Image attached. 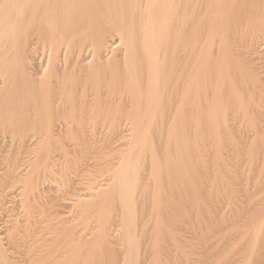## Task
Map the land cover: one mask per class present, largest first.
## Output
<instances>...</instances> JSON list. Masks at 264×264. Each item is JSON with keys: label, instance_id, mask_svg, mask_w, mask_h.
I'll return each instance as SVG.
<instances>
[{"label": "bare ground", "instance_id": "6f19581e", "mask_svg": "<svg viewBox=\"0 0 264 264\" xmlns=\"http://www.w3.org/2000/svg\"><path fill=\"white\" fill-rule=\"evenodd\" d=\"M234 42L240 46L236 49L242 46V51L245 48L247 53L241 49L233 51ZM251 54L264 55V0H0V144L28 130L43 132L42 138L33 145L36 150L33 161L24 170L9 156L2 158L0 213H4L7 202L13 199V188L19 182L24 183L23 198L19 201L23 217L33 219L34 226H39L45 215L57 209L55 205L45 212L37 211L27 197L38 175L36 169L48 165L45 158L51 145L53 120L49 109L54 108L53 105L67 104L68 109H72L77 99L84 105L93 101L97 107L99 104L97 108L92 103L96 112L92 122H96L101 114L102 99L105 98L103 105L112 106L109 113L115 115L119 113L115 107L117 103L121 107L125 95L131 109L132 137L116 158L117 169L107 190L91 188V193L78 201L84 203L87 210L95 208L102 225L96 241L99 248L106 238L108 240L107 222L113 218V211H118L126 242L120 264H141L143 250L140 255L139 234L147 225L141 223L145 212L139 205L144 202L140 201L141 197H148L146 217H149L147 221L151 222L154 237L151 247L148 246L152 248L151 254L148 256L145 251L142 258L146 256L148 261L150 257L148 262L143 259L145 264H163L162 243L176 245L169 233L172 226L169 220L175 219L173 213L181 214L185 225H193L188 212L177 209L169 188L173 192L177 185L176 192L180 186V197L190 196L195 213L201 212L204 204L196 186L201 184L198 170L205 168L206 147H214L211 166L222 168L220 152L227 138L225 131L228 118H232L230 114L249 127H253L254 119L251 111L246 109L249 113L245 112L244 103H250L255 113L262 115L258 108L264 105V79L253 75L254 69L249 66L256 59L252 63L255 57L249 60ZM239 55L244 56L239 59ZM83 66L97 69L84 73ZM99 85L104 86V91H97ZM88 89L94 92L89 94ZM167 108L169 114L165 112ZM70 113L69 117L73 118V109ZM167 114L168 126L163 128L166 134L163 138L164 131L160 132V139L155 132L158 139L155 143L154 124ZM234 148L233 142L231 149ZM258 149L264 152L262 140L245 153L249 165ZM219 173L217 169L214 181L229 188V183ZM143 175L147 184L142 187L141 196ZM228 176L231 179L230 172ZM44 192L38 195L46 197ZM92 198H99L98 203L90 200ZM145 202L143 207L147 206ZM138 219L142 220L140 225ZM138 225L141 230L137 234ZM252 229L248 256L242 264H250L251 259L257 257L252 254H256L255 249L260 246L264 211ZM1 231L0 264H16L15 254L24 245L18 244L10 232L1 238ZM178 245L173 247L176 252L173 249L171 252L175 256L179 253L184 260L186 256ZM71 254V264H74L79 251ZM112 255L106 264L118 261ZM181 257L173 264L180 263Z\"/></svg>", "mask_w": 264, "mask_h": 264}, {"label": "rangeland", "instance_id": "374dc122", "mask_svg": "<svg viewBox=\"0 0 264 264\" xmlns=\"http://www.w3.org/2000/svg\"><path fill=\"white\" fill-rule=\"evenodd\" d=\"M237 47L240 46H237L234 42L232 44L233 51L242 48L241 46V48L236 49ZM243 50L244 51L241 49L242 52L247 51L245 48H243ZM251 52L252 51L248 54ZM235 53L234 55L236 56L238 53ZM242 56L240 57L239 55V59H241ZM246 56L245 58L248 60ZM252 56L249 57V60L255 57L253 61L251 60L253 63L256 59V62L252 65L255 67L251 68L252 66H248L250 69H254L253 75H256L255 77L264 79V73H261V68L264 66V55L255 54ZM83 68L84 71H82L84 73L88 69H91V71L97 69L94 66L93 69L91 66L90 68L83 66ZM33 74L35 75V73ZM99 86V88L97 87V91L99 92V89L104 91V86ZM87 92L91 94L94 90L92 91V89H90ZM88 99L91 98L88 97ZM125 100L126 97L124 95V102L122 101L123 104L121 107H118L119 105L117 103V106L115 104L116 102L111 103L116 105L115 108H118L119 111V113H115L114 115L112 112L109 113L112 106L108 107L107 103L103 105V103L105 104V98L104 100L102 99L103 103L100 101L102 105L99 110L101 114L96 122L94 121L95 123L92 122V120L95 119L93 118L95 112L93 108L95 109L96 106L93 101L90 102L88 100V103H90L84 105L83 103L79 104V102H77L79 100L77 99L75 102L76 104L74 103L72 108L74 114L73 118H70L72 109H68L70 106H66L67 104L65 106L58 104L61 107L55 104L53 105L55 106L54 108L49 109L53 120L51 124V145L49 154L45 158L48 165L46 168L39 167L36 169L38 175L33 179V190L27 197L30 205L36 208L37 211L45 212L48 210L49 206H58L57 209L54 208L55 214L45 215L46 217L43 219V222L39 226H34L33 219H26L23 217L22 208L19 203L23 198L22 187L24 183L19 182L16 184L15 188H13L14 197L11 201H8L9 203L7 202L9 208L7 205L6 207L4 206L6 208H4V213L3 211L0 213V229L2 230L1 238H5V234L10 232L16 237L18 244L22 243V246L24 245L20 251L15 254L14 262L16 264H71L70 256L75 250L79 251V256L74 264H98V262H100L99 264H106V260L110 258L112 253L115 255L114 257H117V259H115L119 261H115V264H120L121 257L123 258L126 249V242L122 229V222L118 216L119 213L117 214L118 211H113L111 215V218H113L109 219V222H107L105 232H107L108 240L106 238V241L103 242L99 248L96 246V241L99 234L102 232L100 230L102 225L96 215L95 208H92L93 210H87V206L84 203L82 204V202L80 203L78 200L91 193V188H99V191L103 189L101 190L102 192L107 190L112 182V177L117 169L115 165L116 158L124 152V144L132 137V124L129 118L131 109L129 106L130 104ZM77 103L82 107H79ZM92 103H94V107ZM244 104H246L248 108ZM244 104V110L248 109L249 112L251 111L250 114L254 119V125L253 127H249L245 122H242L240 118L237 119L234 115H228L232 118H228L229 120H227V124L229 123L228 129L226 128L225 131L227 132V138L223 141L221 147L222 168H213V166H211L214 147L209 145L205 149L207 153V157L203 158L205 168H199L198 172L200 174L198 180L200 179L199 181H201V184H197L196 186L200 199L204 204L203 210H200L201 212L199 213H195V209L193 205H191L193 201L192 198L190 196L187 198L180 197L182 192V189H179L180 186L177 187L178 191L176 192L174 191L177 185L174 186L175 188L172 186L174 188L173 192L171 191L173 189L169 188L170 191H168L171 196L169 194L168 196L175 201L178 206L177 209L182 208L181 210L188 212L189 219L193 225H185V219L182 218V215L173 213V217L176 220H169V225H172L169 227V233L176 239H174L173 242L174 244L176 243V245L172 246L173 244L167 241L162 243V250L164 252L161 251L165 255H161L160 259L162 256L165 257H162L163 260L161 263L173 264L174 261H178L181 256L178 255L179 253H175L177 256L176 258L173 253L176 252L174 250L177 244H179L177 248L181 247L180 249H183L182 252L186 256L184 258L185 263H183L184 260L181 257L180 263L177 262L178 264H188L190 262V264H204V262L206 264H229V262L230 264H242L247 258L250 239L253 234V224L260 218L261 213L264 211V152L258 149L254 155V161L250 165L246 161L245 153L250 146L255 144L257 146L258 140L264 142V105L258 108L262 114L260 116L255 113V107L251 106L250 103ZM97 105L99 107V104ZM112 109H114V107ZM167 109L168 111H166ZM167 109H165V112L169 114L170 110L169 108ZM245 112L249 113L247 110ZM107 113L112 116H107ZM168 114L163 117V121L157 119V124H154L153 139H155V143L158 141L157 137L160 138L166 134L164 129L168 126ZM162 122L164 123L161 124ZM157 125L159 127H157ZM165 126L166 128H164ZM161 129L163 130L161 131ZM187 129L189 130V128ZM187 129L185 131L188 133ZM163 131L164 133L161 135L160 132L162 133ZM158 135L161 136L159 137ZM42 136V130H28L24 135L13 137L12 141L8 139L5 140V143H1L4 145L0 144V162H3L2 158L5 159L6 156H9L11 160L17 161L16 166L20 170H24L27 165L33 161V156L36 151L33 145H35ZM233 142L235 148L232 150L231 147L233 146ZM157 152L159 153V151ZM236 158L239 159L236 160ZM217 169L220 170L219 176L226 179L229 183V188H224L219 181H214ZM228 172L231 173V179L228 176ZM141 183L140 192L147 184L144 175ZM47 190L49 191L46 192ZM143 191L144 190L141 192V196L143 195ZM41 192H44V196L46 197L38 195ZM144 197L146 199L148 198L146 196ZM144 197H141L143 200L141 199L140 201H146L145 205L147 206H144L146 209L143 207L144 202H140L139 207L141 208L142 206L144 210L143 213H145L141 216L145 219V217L148 216L147 211L149 213L148 205L150 201L147 199V202ZM90 200L98 203L99 198H92ZM87 211L90 212L88 213ZM141 216L140 218L142 219ZM139 219L138 224L143 220L141 223L144 224L145 227L147 225V229L144 228V230H146L143 231L142 234H139L141 236L138 235L140 244L142 245H140L141 249H139V252L141 255V250H143V256L145 255V251L147 254L152 251L150 247L152 245L151 242H153L154 233L151 229V222L148 223L149 217H146L145 220L142 219L139 221ZM142 224L141 226L144 227ZM139 225L137 234L140 233L139 231L141 230V226ZM180 225L182 227H180ZM183 226L185 229H183ZM144 233L145 235H143ZM147 233H149V235ZM143 238L144 240H142ZM32 244L34 245L31 246ZM258 244L260 246L255 249V251H257L256 254H252V257L254 255L257 257L251 259L252 262L250 264H264V229L261 231ZM144 247L147 248V250ZM172 249L173 252H171ZM166 253L170 254L166 255ZM47 255L48 257L44 259ZM142 256L140 257V261H142L141 264H145L144 260L146 262L149 261V254L147 256L148 261L145 258L146 256L143 258ZM213 256H215V260ZM188 259L192 260L190 261ZM193 260L196 261L194 262Z\"/></svg>", "mask_w": 264, "mask_h": 264}]
</instances>
